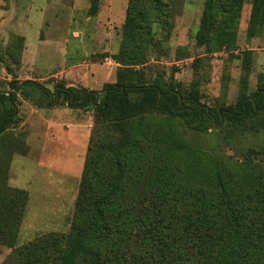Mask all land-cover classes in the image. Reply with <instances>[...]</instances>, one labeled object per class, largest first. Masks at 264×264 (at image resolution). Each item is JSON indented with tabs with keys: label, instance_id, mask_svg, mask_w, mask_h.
Listing matches in <instances>:
<instances>
[{
	"label": "trees",
	"instance_id": "obj_1",
	"mask_svg": "<svg viewBox=\"0 0 264 264\" xmlns=\"http://www.w3.org/2000/svg\"><path fill=\"white\" fill-rule=\"evenodd\" d=\"M133 1L121 46L112 54L115 81L105 84L102 97L67 82L53 84L54 100L58 94L71 107L91 104L95 110L69 232L49 234L14 254L19 264H264V145L242 150L238 140L232 148L243 159L228 155L234 169L225 160L210 165L192 150L174 155L171 139L172 117L196 132L220 127L224 143L244 132L264 136V73L251 93L227 106L204 103L195 78L183 91L174 70L166 78L145 76L135 67L158 48L154 24H165L169 8L154 0L150 17ZM241 6L242 0H204L197 43L209 51L233 49ZM263 7L264 0H254L252 16ZM7 84L11 90L0 96V132L15 118V91L31 86L47 98L52 93L37 80L12 78ZM150 160L153 179L146 185L139 175ZM10 189L26 198L25 190ZM7 196L0 194V233L17 213L18 196Z\"/></svg>",
	"mask_w": 264,
	"mask_h": 264
},
{
	"label": "rangeland",
	"instance_id": "obj_2",
	"mask_svg": "<svg viewBox=\"0 0 264 264\" xmlns=\"http://www.w3.org/2000/svg\"><path fill=\"white\" fill-rule=\"evenodd\" d=\"M130 1L0 0V56L3 58L0 96L11 90L7 83L12 78L37 80L52 93L57 81H71L67 85L76 88L96 87L93 83L99 80L103 68L88 67L85 63L115 61L112 54L121 46ZM153 1L134 0L132 7L136 5L145 12L147 9L146 16L151 17L156 13ZM160 1L169 11L163 16L165 24H154L158 48L136 69L148 77L161 74L165 78L174 70V79L183 91L195 78L202 101L208 105H230L242 93L249 94L256 88L258 76L264 73V7L254 18V0H242L233 49L209 51L196 39L204 0ZM94 4L97 5L95 12L91 10ZM73 63L83 65L67 69L63 78L45 80L52 71L63 66L68 68ZM105 84L96 90L100 98ZM22 91H15L14 120L0 132V194L18 196L10 188L23 189L26 198L17 197V213L5 220L7 232L1 230L0 264H19L14 249L49 234L69 232L95 123L91 104L86 108L71 107L62 98L59 104L58 101L52 104L54 93L50 100L39 88L24 86ZM171 121L174 125L171 139L177 143L173 154L193 151L204 156L210 165L225 160L223 165L236 169L228 155L234 160L243 159L232 148L233 144H239L238 140L242 150L264 145L262 133L244 132L224 143L217 134L220 127L196 132L177 117ZM147 164L139 177L150 185L153 162L150 160ZM2 221L0 218L1 224Z\"/></svg>",
	"mask_w": 264,
	"mask_h": 264
},
{
	"label": "crops",
	"instance_id": "obj_3",
	"mask_svg": "<svg viewBox=\"0 0 264 264\" xmlns=\"http://www.w3.org/2000/svg\"><path fill=\"white\" fill-rule=\"evenodd\" d=\"M107 64H109V67L107 66ZM82 65H83V63H73V64L69 65L68 68L63 66L59 70H54L51 73H49L48 75H46L45 80H48L52 77L63 78V76H66V72L69 69L77 68V67H80ZM91 65L95 66V68H96V66H102L103 73L99 77V80H97V82L93 83L96 85V87H92V85L91 86L88 85L90 89L97 90L99 88L98 86L104 85L106 82H114L115 81V75L113 73L116 71V66H117V63L115 61L110 60V61H106L103 63H85V66L89 67ZM31 80H33V79H31ZM68 82H71V81H68Z\"/></svg>",
	"mask_w": 264,
	"mask_h": 264
},
{
	"label": "water",
	"instance_id": "obj_4",
	"mask_svg": "<svg viewBox=\"0 0 264 264\" xmlns=\"http://www.w3.org/2000/svg\"><path fill=\"white\" fill-rule=\"evenodd\" d=\"M54 88L57 89V86H55ZM179 96H180V94H179ZM52 98H53V93L50 94L49 99L51 100ZM58 100H59V95L57 94V97H56V99L53 101L52 104L56 103ZM182 101H183V99H182V97L180 96V100H179V102H178V105H181V104H182ZM47 104H49V103H47Z\"/></svg>",
	"mask_w": 264,
	"mask_h": 264
}]
</instances>
